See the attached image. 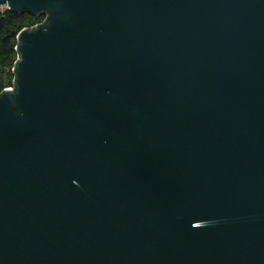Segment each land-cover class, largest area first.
Here are the masks:
<instances>
[{
    "label": "water",
    "instance_id": "obj_1",
    "mask_svg": "<svg viewBox=\"0 0 264 264\" xmlns=\"http://www.w3.org/2000/svg\"><path fill=\"white\" fill-rule=\"evenodd\" d=\"M0 7V264H264V0Z\"/></svg>",
    "mask_w": 264,
    "mask_h": 264
},
{
    "label": "trees",
    "instance_id": "obj_2",
    "mask_svg": "<svg viewBox=\"0 0 264 264\" xmlns=\"http://www.w3.org/2000/svg\"><path fill=\"white\" fill-rule=\"evenodd\" d=\"M44 18L45 15H33L0 7V92L13 84L17 33L26 26L43 21Z\"/></svg>",
    "mask_w": 264,
    "mask_h": 264
},
{
    "label": "built area",
    "instance_id": "obj_3",
    "mask_svg": "<svg viewBox=\"0 0 264 264\" xmlns=\"http://www.w3.org/2000/svg\"><path fill=\"white\" fill-rule=\"evenodd\" d=\"M12 86H10V87H7V88H11Z\"/></svg>",
    "mask_w": 264,
    "mask_h": 264
},
{
    "label": "rangeland",
    "instance_id": "obj_4",
    "mask_svg": "<svg viewBox=\"0 0 264 264\" xmlns=\"http://www.w3.org/2000/svg\"><path fill=\"white\" fill-rule=\"evenodd\" d=\"M1 8H5V7H1Z\"/></svg>",
    "mask_w": 264,
    "mask_h": 264
}]
</instances>
